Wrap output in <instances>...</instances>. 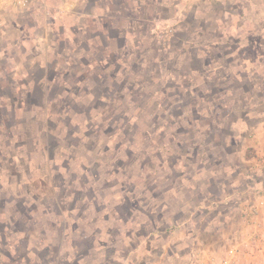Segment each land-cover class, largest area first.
<instances>
[{
    "label": "crops",
    "instance_id": "1",
    "mask_svg": "<svg viewBox=\"0 0 264 264\" xmlns=\"http://www.w3.org/2000/svg\"><path fill=\"white\" fill-rule=\"evenodd\" d=\"M162 26L174 30L167 42L155 37ZM61 35L71 49L66 59L73 58L74 71L88 73L102 65L104 73L122 63L143 84L168 81L189 101L186 111L175 109L173 114H192L186 119L192 123L189 144L195 153L178 157L186 162L178 168L187 170L173 194L180 202L185 194V205L178 209L191 214L178 223L172 218L170 225L177 232L188 227L187 234L176 233L178 242L221 241L227 231L236 230L231 237L236 243L244 220L237 222L226 212L242 216L247 205L264 195V167L257 168L264 157V0H36L28 9L0 3V98L5 90L29 97L36 75L40 84L50 81L51 49ZM22 103L26 101L17 103L18 109L27 105ZM208 145L212 148L204 150ZM16 172L9 174L10 180ZM214 177L221 183L216 188ZM194 189L200 190L198 203ZM18 191L17 178L0 190V264H85L81 242L72 238L67 248L65 230L55 232L49 219L35 224L27 185L21 188L23 198ZM177 204L173 201L170 210ZM193 229L200 232H189ZM38 234L41 238L35 240ZM86 236L112 256L109 240ZM145 236L114 235L112 242L123 243L124 259L106 264H129V244L136 241L132 252L139 253L150 240ZM69 252H74L73 261L66 260Z\"/></svg>",
    "mask_w": 264,
    "mask_h": 264
},
{
    "label": "rangeland",
    "instance_id": "2",
    "mask_svg": "<svg viewBox=\"0 0 264 264\" xmlns=\"http://www.w3.org/2000/svg\"><path fill=\"white\" fill-rule=\"evenodd\" d=\"M65 38L59 36L51 49L49 82L38 83L41 76L35 67L39 76L29 83V97H24V91L19 97L21 92L5 90L0 98V190L17 178V196L23 198L21 188L27 185L35 224L38 221L41 226L49 219L55 232L60 229L62 235L65 230L67 248L70 239H77V244L80 241L85 264L123 260V243L111 239L131 232L150 240L142 243L139 253L132 252L136 241L129 244V264H208L206 256L215 258L235 244L231 237L236 230L227 231L225 240L188 244L176 240V233L185 235L188 227L177 232L170 225L172 218L178 223L191 214L178 209L185 205V194L181 202L173 194L187 170L178 168L186 163L178 157L195 153L189 144L192 123L186 119L192 114H173L175 109L186 111L189 101L168 81L143 84L122 63L111 65L104 73L102 65L88 73L74 71L73 58L66 59L71 49L65 46ZM19 101L27 105L18 109ZM207 147L212 148L203 149ZM14 171L16 178L10 180ZM216 179L213 188L221 184ZM222 181L231 183L232 179ZM183 188L180 194L185 192ZM200 196V190L194 189V202L198 203ZM259 196L264 199L263 194ZM173 201L178 202L174 211L170 210ZM249 209L247 205L240 211L242 216L234 210L226 215L243 221ZM91 234L93 239L109 240L106 243L114 251L112 256L106 255V247L98 248L100 242L85 240ZM40 238L35 236V240ZM66 256L67 261H73L74 252Z\"/></svg>",
    "mask_w": 264,
    "mask_h": 264
},
{
    "label": "built area",
    "instance_id": "3",
    "mask_svg": "<svg viewBox=\"0 0 264 264\" xmlns=\"http://www.w3.org/2000/svg\"><path fill=\"white\" fill-rule=\"evenodd\" d=\"M36 0H0L3 5L28 9ZM174 30L169 26H162L155 32L160 42H167ZM259 166L264 167V157L259 160ZM243 231L238 241L218 255L206 256L208 264H264V199L252 205L243 221ZM244 257L249 260L242 261Z\"/></svg>",
    "mask_w": 264,
    "mask_h": 264
}]
</instances>
